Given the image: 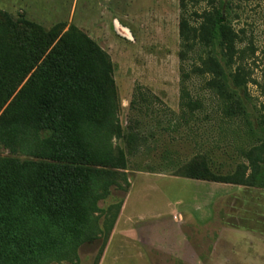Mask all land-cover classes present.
Returning <instances> with one entry per match:
<instances>
[{"label":"rangeland","instance_id":"obj_1","mask_svg":"<svg viewBox=\"0 0 264 264\" xmlns=\"http://www.w3.org/2000/svg\"><path fill=\"white\" fill-rule=\"evenodd\" d=\"M224 4L234 29L243 31L242 46L251 41L257 49L259 82L264 0ZM205 6L188 4L184 16L194 22L192 14ZM182 15L179 0H0V160L46 162L37 157L31 91L23 89L16 99L17 93L7 95L16 86L13 68L18 73L20 63L33 58L29 47L38 37L34 28L16 22L87 37L110 63L115 86L112 124L120 136H110L109 145L124 166H88L104 173L87 241L66 260L49 264H264V186L182 175L201 159L220 176L243 163V152L264 140L257 121L264 98L249 85L246 116L226 117L206 80L190 74L184 83L190 99L182 100V67L188 71L200 54L180 60ZM14 37L25 43L13 44ZM109 177L112 183L103 181Z\"/></svg>","mask_w":264,"mask_h":264},{"label":"trees","instance_id":"obj_2","mask_svg":"<svg viewBox=\"0 0 264 264\" xmlns=\"http://www.w3.org/2000/svg\"><path fill=\"white\" fill-rule=\"evenodd\" d=\"M179 2L183 12L179 24L181 62L200 51L188 71L182 67V100L190 99L184 83L194 74L206 80L205 88L218 99L221 114L246 116L244 102L251 99L248 86L258 88L264 98V72L259 82L254 78L257 49L253 42L242 46L239 33L243 31L232 26L224 0L218 5L214 0ZM201 2L206 6L192 14L194 22L184 16L188 4ZM22 24L34 28L38 37L29 47L28 56L33 58L21 62L18 73L17 66L13 68L16 86H10L7 95L17 93L16 99L23 89L31 91L39 140L37 157L46 162L0 160V264H49L66 260L87 241L85 231L99 199L96 184L104 173L88 166L122 169L124 162L122 156L113 155L109 145L110 136H120V129L112 124L115 86L102 51L76 30L44 32L25 21L16 22ZM12 39L13 44L25 43L18 37ZM80 97L82 100L77 99ZM263 112L264 105L257 118L261 129ZM40 132L43 137L39 139ZM247 132L253 134L251 125ZM242 157L244 162L226 176L211 172L203 159L182 175L263 187L264 140L251 144ZM109 178L103 181L112 183Z\"/></svg>","mask_w":264,"mask_h":264}]
</instances>
